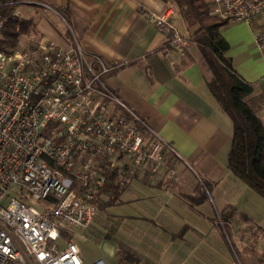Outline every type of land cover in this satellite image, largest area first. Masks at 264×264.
<instances>
[{
    "label": "crops",
    "instance_id": "obj_1",
    "mask_svg": "<svg viewBox=\"0 0 264 264\" xmlns=\"http://www.w3.org/2000/svg\"><path fill=\"white\" fill-rule=\"evenodd\" d=\"M23 2L41 15L39 36L101 58L110 67L106 85L180 154L165 148L161 164L119 174L124 190L95 218L98 231L107 215L115 240L139 255L138 264H239L229 244L259 252L257 264L264 263V198L229 169L234 123L209 87L212 74L192 40L198 26L185 23L173 0ZM170 11L187 40L185 54L147 16ZM221 32L230 44L227 56L261 99L257 115L264 123V48L248 24L226 23ZM100 240L99 258L119 264V244Z\"/></svg>",
    "mask_w": 264,
    "mask_h": 264
},
{
    "label": "built area",
    "instance_id": "obj_2",
    "mask_svg": "<svg viewBox=\"0 0 264 264\" xmlns=\"http://www.w3.org/2000/svg\"><path fill=\"white\" fill-rule=\"evenodd\" d=\"M210 13L248 24L264 48V0H211ZM171 14L147 12L185 54ZM8 20L0 14V36ZM109 70L78 44L42 38L25 49L0 47V264H109L86 263L72 239L110 200L109 173L159 165L165 148L180 158L106 85Z\"/></svg>",
    "mask_w": 264,
    "mask_h": 264
},
{
    "label": "trees",
    "instance_id": "obj_3",
    "mask_svg": "<svg viewBox=\"0 0 264 264\" xmlns=\"http://www.w3.org/2000/svg\"><path fill=\"white\" fill-rule=\"evenodd\" d=\"M19 1L0 0V14L9 16L2 31L3 38L0 39V47L7 50L13 48L20 35L29 29V21L21 22L18 26V19L12 17ZM173 1L185 23L188 26H198L192 40L199 47L204 65L212 74L209 87L221 108L233 120L229 169L264 198V123L257 115L262 102L252 96L253 85L238 73L232 59L227 56L230 44L221 32L226 22L211 15L208 0ZM106 74L102 75L103 80ZM118 175L117 172L109 173V183L104 191L111 196L101 209L119 202L124 186ZM234 211L232 208V213ZM229 213L222 214L221 218L228 217ZM101 239H109L119 244V264L140 263L139 255L130 247L116 241L113 233L104 234Z\"/></svg>",
    "mask_w": 264,
    "mask_h": 264
},
{
    "label": "rangeland",
    "instance_id": "obj_4",
    "mask_svg": "<svg viewBox=\"0 0 264 264\" xmlns=\"http://www.w3.org/2000/svg\"><path fill=\"white\" fill-rule=\"evenodd\" d=\"M15 12L19 13L20 16L18 18L21 19L22 22L29 21L30 24H29V29L25 33L20 35L18 42L11 49L14 48L25 49L30 47L32 44L38 42L40 39H42V36H39L38 32L36 31V27H37L36 24L41 22L42 18L41 15H38L39 12L36 9H33L30 6H28V4H25L23 0L19 1V5L16 7ZM42 13L44 14V12ZM50 20L53 22L51 18ZM20 22L21 21H19V23ZM2 38H3V34H1L0 36V39ZM114 104H116L118 108H121L119 103L114 102ZM187 167L191 170L189 166ZM38 204L39 203H34V206L37 207ZM117 211H119V209L117 210L115 209L112 213H116ZM99 216L102 217V214L100 215L99 213L96 218H98ZM106 216L107 215L105 216L103 215V218H105L104 219L105 221L102 223L104 224L103 226L105 227V229H103L104 232L98 231L99 228H101L102 226L101 223L98 222L99 219H97V221L95 220L94 223L90 225L88 228L80 229L77 231V233L74 236H72V239L80 246L82 251V256L84 257V259L93 260L95 258L101 257L104 254L105 252L104 245L100 239L103 237V234L105 233L106 230H108L111 233V230L109 228L110 223L108 222L110 218L106 219ZM221 232L225 236L226 242L231 243L227 232L224 230L222 226H221ZM229 245L239 264H257L259 258L263 257L259 252L252 251L249 248L244 251L242 249H238L234 245L232 246V244ZM258 264H264V263H258Z\"/></svg>",
    "mask_w": 264,
    "mask_h": 264
}]
</instances>
